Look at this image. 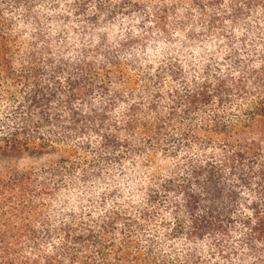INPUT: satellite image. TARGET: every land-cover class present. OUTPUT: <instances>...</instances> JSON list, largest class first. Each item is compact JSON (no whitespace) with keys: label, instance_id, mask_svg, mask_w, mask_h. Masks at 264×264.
I'll return each mask as SVG.
<instances>
[{"label":"trees","instance_id":"obj_1","mask_svg":"<svg viewBox=\"0 0 264 264\" xmlns=\"http://www.w3.org/2000/svg\"><path fill=\"white\" fill-rule=\"evenodd\" d=\"M188 1L174 15L165 4L146 12L140 0H0V87L11 104L0 116V154L42 160L23 171L0 166V264H264V0ZM49 7L55 20L194 16L227 65L212 53L195 73L157 65L145 102L128 101L54 60L62 46L45 32ZM166 74L180 87L161 89ZM134 157L138 175L152 163L138 193L81 189Z\"/></svg>","mask_w":264,"mask_h":264},{"label":"rangeland","instance_id":"obj_2","mask_svg":"<svg viewBox=\"0 0 264 264\" xmlns=\"http://www.w3.org/2000/svg\"><path fill=\"white\" fill-rule=\"evenodd\" d=\"M140 1L146 12L153 11L155 7L162 4L167 5L169 12L174 15L184 11V7L189 8L188 0H181L179 3L176 0ZM57 5L61 9H68L64 1ZM180 5L184 7L179 8ZM47 11L50 15L43 22L45 32L56 31L54 38L58 45L62 46L60 49L53 50L54 60L64 61L65 64L71 63L74 68L83 67L86 77L87 74L90 75L98 84L104 83L111 91L119 88L128 101L145 102L146 97L142 94L143 83L151 72L150 69H154L157 65L165 67L166 64L167 66L174 64L185 71L195 73L206 65L211 53L214 56L213 61H220L221 64L227 65L222 49L218 47L220 50L215 51V43L218 42L215 41V37L210 36L214 35L213 32L207 33L209 35L202 34L199 29L202 30V23L194 16L181 21L176 16L170 15L164 24L158 25L151 15L142 14L144 13L142 11L140 13L131 11L110 18L104 16L95 22L67 13H62L55 20L50 7ZM192 13L195 15L194 9ZM181 22L183 25H189L192 30L180 34L178 25ZM190 32L196 37H189ZM199 42L202 48L210 43L213 47L209 52H202L195 45ZM123 43H127V47L122 46ZM163 83L161 89L165 86L180 87L179 83L172 82L167 74L163 76ZM8 92L0 87V116L11 106ZM98 96L99 93L93 94L81 108L87 111L89 107H93V103L97 104ZM259 129L264 134V123H260ZM83 139H87L91 145L97 142V136L92 130H89ZM68 147L76 148L77 141L72 142ZM78 153L84 155L80 149H76L75 155ZM140 159L134 157L127 162H122V166L113 168L110 175L103 174L102 182L88 179L81 189L90 192L112 189L125 196L138 193L143 187L144 179L149 176L148 170L152 168L150 167L152 163L148 162L149 166L142 168L139 175L134 173L135 164H138ZM0 163V166L23 171L38 166L42 160L34 158L28 150H22L7 155L0 154ZM74 193L81 196L77 190H74Z\"/></svg>","mask_w":264,"mask_h":264}]
</instances>
